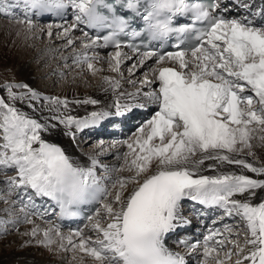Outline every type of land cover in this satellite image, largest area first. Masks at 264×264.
<instances>
[{
    "label": "snow or ice",
    "instance_id": "snow-or-ice-1",
    "mask_svg": "<svg viewBox=\"0 0 264 264\" xmlns=\"http://www.w3.org/2000/svg\"><path fill=\"white\" fill-rule=\"evenodd\" d=\"M16 3L23 5V18L17 17L16 22L27 24L29 30L34 27L32 13L51 14L61 20L71 14L72 23L55 27L60 29L57 35L67 38L66 46L74 43L73 31H79L84 38L81 47L85 51L77 53L73 62L85 63L95 73L99 70L95 62L100 59L96 49H109L104 55L109 56V70L118 77L105 78L118 97L112 105L76 118L61 111L67 110L69 102L57 98L58 114L44 123L16 107V101L30 102L38 94L27 85H6L10 102L0 97V174L14 169L15 176L4 182L7 192L0 194V199L19 204L22 222L28 224L33 223V217L44 219L48 214L36 211L33 195L47 197L53 211L59 209L61 218L77 217L81 205L97 204L104 211L103 217L98 210L88 217L89 222L94 221L96 239L85 237L79 230L64 235L61 226L51 220H45V229L33 225L30 232L23 234L36 237L42 231L44 246L56 244L63 251L79 250L98 264H187L184 255L170 250L164 243L167 234L190 223L179 213L181 201L187 199L222 209L229 217H238L246 229L244 243H240L239 229L234 238H228L236 250V264L245 261L264 264V199L253 203L257 190H264V179L243 172L219 171L224 164H230L264 177V166H255L245 158V153L256 156L254 147H264V23L213 12L218 0H16ZM117 5L141 17L143 31L153 41L168 33H176L179 41L185 33L195 30L198 43L182 49V41L177 42L175 51H157L150 44L138 45L136 40L141 31L117 14ZM260 15H264V10ZM177 16L188 17V22L173 26ZM200 22L206 23L195 28ZM84 25L95 31L89 33ZM100 32L106 34L98 35ZM47 35L51 36L52 32ZM121 36L131 42H122ZM123 48L139 53L129 65L130 75L144 61L155 58V66H149L147 71L158 80L157 89L151 88L154 81L146 71L142 74L144 79L129 81L136 91H119L123 80L121 66L131 58L121 51ZM166 61L173 66H161ZM13 88L27 89V92L17 94ZM142 101L153 102L157 110L136 129L130 140L122 142L128 151L122 153L124 164L120 168L109 169L96 158H91L89 166H81L60 146L42 138L43 132L57 127L51 123L53 120L66 129L75 126L79 132L142 109L145 107ZM83 102L100 103L96 99ZM255 104L259 105L258 109ZM122 122L112 120L113 124ZM257 133L260 134L257 136ZM257 139L259 143L254 145ZM208 161L213 163L207 164ZM101 168L104 175L98 176L97 170ZM121 170L133 175L115 179L109 175ZM208 170L213 174L204 175ZM129 184L133 187L125 194ZM16 189L22 190L19 197L14 201L6 199ZM29 189L32 195H28ZM17 222L0 218V226ZM6 234V228L0 230V237ZM74 236L79 239L74 241ZM211 238H205L202 245L185 247L188 251L201 248L202 264H209L210 256L215 264H227L233 252H225L221 259L219 252L225 241L217 240L220 246L217 249L207 242Z\"/></svg>",
    "mask_w": 264,
    "mask_h": 264
},
{
    "label": "bare ground",
    "instance_id": "bare-ground-1",
    "mask_svg": "<svg viewBox=\"0 0 264 264\" xmlns=\"http://www.w3.org/2000/svg\"><path fill=\"white\" fill-rule=\"evenodd\" d=\"M244 4H247L249 6L246 9H250L252 7L256 10L257 7H261V5L264 7V0H241V4L238 8H245L243 6ZM6 13H11V15H8ZM22 13L23 5L17 4L16 0H0V68L6 67L5 69H0V71L3 70L5 71V73H13L18 78H20V81H22V85H27L28 88L32 89L38 94L37 98L31 100L30 102L27 100L23 102L16 101L17 108L23 110L31 118L44 123L53 115L58 114L56 112V108L58 107V105H56L55 103L57 98H59L61 101L67 100L69 102L67 110L61 109V111H65L66 115L70 114L76 118H84L90 115L93 110H99L101 108H104L106 105L110 106L114 101L118 99L112 87L109 84L105 83L106 77L109 80L118 79L117 74L109 70V56L104 55V53L109 52L110 50L96 49V51L100 53L99 60L101 62L99 64L95 62V66H97L96 68L99 70L93 73L92 70H89L87 68V65L85 63L76 64L73 62V58L77 53H82L85 51L81 47V40L84 38L80 35L79 31H73L71 33V36L76 46H79L80 50L68 55L59 53V50L64 47L66 43L61 41L57 43V41H59L60 38H63V40L67 38L63 35H57L60 29L55 27V25H67L68 23H72L73 19L69 21L66 18H64L63 20H54V22L51 24L53 25L51 28H49V26L47 28L42 26L38 27L37 31L34 32V27L36 26L38 20L42 18V16H37L35 13L31 14L30 19L34 21V27L29 30L27 24L16 22L17 17L23 18ZM37 24H40V22H38ZM49 31L52 32L51 36L47 35ZM42 37H47L50 42L44 45L43 43H39L38 40H40ZM91 51L92 50H89V55H91ZM121 51L126 52L127 56L131 58L126 59V61L121 66V71L125 75H123V82L121 83L119 91L134 92L136 91V88L133 90L131 88H127V85L130 84V80H136V78H134L133 75H130L129 73L126 74L124 70L126 69L127 64H132L133 60L138 58L139 53L135 51H129L124 48L121 49ZM59 61L62 64H68V66L71 67L72 70H70L71 72L67 77L66 75H61L59 72H57V70H55L54 66ZM149 66H155L154 59H148L144 61L143 65L138 66L135 71H139L140 69H144L147 71L149 69ZM161 66L173 65L172 62L166 61ZM147 73L148 78L154 81L151 85V88L156 89V84L159 86L158 80H156L155 76H153L150 71H147ZM90 76H92L93 78L90 79ZM54 77L60 78L59 81H57L58 89L55 88V84L53 82ZM38 78H44V82L42 84L43 88L37 87L36 84L38 83ZM22 91L27 92V89L13 90V92H16L17 94L21 93ZM2 93L3 96L0 97L4 98L6 102H10L9 93L6 90ZM49 95H54L56 96V98H50ZM91 99H96L100 101V103L98 105H92L91 103L83 102L85 100ZM119 99H121V102H123L122 97H119ZM142 102H145V106L148 103L150 107L154 105V103L151 101ZM29 103H31V107L28 106ZM145 113L146 112H144V114ZM127 115L124 118H126ZM51 123H56L57 127L50 129L48 132H43L41 134L42 138L48 142L55 143L60 146L67 155H69L75 162L79 163L81 166H89L91 158H96L100 161V163L102 161L101 164L107 166L109 169L120 168L124 164L122 158L117 159V157L115 156L109 157L108 159L102 158L104 157V153L106 151H109V149L114 150L116 153H120L122 150L123 153L128 151L126 146L122 147L121 144H119V141L112 143L110 141L109 145H105L107 142L103 141L102 143H100L101 145H96L87 152H83L79 147L77 136L83 135L86 130L87 132L93 131V129L95 128H86L83 131L77 132L75 130V126L66 129L63 124H59L57 121L53 120L51 121ZM259 134L260 133H257V136ZM258 143V139L253 141L254 145ZM253 151L256 153L255 157L247 156V154L245 153V158L255 166H260L258 162L261 163V161H264V147H254ZM131 158V156L128 157L129 162L131 161ZM206 163L211 164L213 162L208 161ZM229 170L235 171L237 173L243 172V174L254 177L256 179H264V177L255 176V174L243 170L237 165L224 164L222 168L219 169V171ZM121 174H124L125 176L120 177ZM203 174L212 175L213 172L212 170H208ZM97 175H104L102 168L97 170ZM109 175L112 177V179H115L117 176H119L120 178H127L132 176L133 173L127 170H121L119 172L112 171ZM7 180L9 179L6 178L5 180H2L0 177V194H4L7 192V185L4 183ZM107 182L108 181H106V183ZM132 187L133 185L129 184L125 189V194L131 191ZM17 192L18 189L13 192V195L11 197H6V199H8L9 201L16 200L19 197L17 196ZM262 199H264V190H257V195L255 198H253V203H257ZM36 201H46V197H37ZM192 202L193 203H188L187 199L181 201L182 204L179 209L180 215H182L186 219H188L187 217H191L192 220H198L196 219V216H198L203 221H205L206 219L204 215L196 214L195 216V213L187 211V208L184 209V207H187V204L190 207H196L197 205H199L198 202ZM202 206L208 212L213 209L222 210L216 207H207L205 205ZM19 208L20 206L18 208H13L12 203H5L3 199H0V218H2L4 221H19L15 224H18L17 228L20 229L19 232H22L21 237L15 239L13 238L10 240L6 239V241L2 239V241H0V264H98V262H96L90 255L80 252L79 250H76L74 252L73 250H71V248H69V250L63 251L60 250L56 244H52L51 246H44L41 243L44 240L42 231L36 237L24 235L23 233L31 231L33 225H37L41 230H43L47 227V225L45 224V220H51L53 223H56V218H53L52 215L48 213L44 217V219L33 217L32 224L24 223L22 222L23 214L20 212ZM102 209L100 210V212L102 211ZM182 209L183 211H181ZM9 212H11V215H9ZM203 212L204 210L202 211V213ZM224 220L230 221V217L227 215ZM199 222L201 223L202 221ZM92 223H94V221L86 223L84 226H80L78 230L84 233L85 237H88L92 233H94L93 235H96L97 237V233L95 231H91L90 229V227H92ZM218 223L219 222L209 224V226L213 227V230L204 229L194 223H191L187 230L181 232L180 236L178 237L190 240L193 236H197L198 234H200L204 243L205 238L211 236L212 240L209 242V244L219 249L220 246L216 243L219 235H217L216 233L220 232L218 229L219 227L215 225ZM15 224L6 223L0 226V230L6 228L8 231L10 227L14 226ZM22 224H24L25 226L23 227ZM14 228L15 227H13L12 229ZM62 232L64 235H68L70 232L75 233L74 230L70 229H62ZM73 239L75 241L78 240L79 237L74 236ZM164 243L168 248L179 251L189 262L195 255L201 257V248H198L196 251H188L186 248H182L180 246V240L174 239L171 233H169V236L167 235L165 237ZM245 251H247V249ZM212 255L214 256L215 253H213ZM219 256L221 259H223L220 253ZM209 264H215V261L211 258V256L209 257ZM244 264H248V262L245 261Z\"/></svg>",
    "mask_w": 264,
    "mask_h": 264
},
{
    "label": "rangeland",
    "instance_id": "rangeland-1",
    "mask_svg": "<svg viewBox=\"0 0 264 264\" xmlns=\"http://www.w3.org/2000/svg\"><path fill=\"white\" fill-rule=\"evenodd\" d=\"M39 22H40V24H37L38 22L36 23V26L34 27V32L37 31L38 27H42L43 26V27L47 28L49 25L52 24L49 21V19H42ZM65 40L66 39L63 40V38H60L59 41H57V43L60 42V41L66 43ZM38 42L41 43V44L43 43V45H44V44H48L50 41H49V39H47V37H42L40 40H38ZM74 49H75V51H74ZM79 50H80L79 46H76V44L73 43L72 46L71 45L70 46H66L65 45L64 47H62L59 50V53L68 55V54H73V53H75L76 51H79ZM152 59H155V58H152ZM100 62H101L100 60L96 61L97 64H99ZM56 65L54 66L55 70H57V72H59L63 76L66 75V77L70 74V72H71L70 70H72L71 67L68 66V64L64 65L60 61ZM129 65L130 64H127L126 65V69L124 70L126 74L129 73ZM5 68L6 67H2L0 69H5ZM63 68H65V69H63ZM143 73H146V70L140 69L139 71H135L134 72L133 77L136 78V80H142V79H144V76L142 75ZM123 75H125V74H123ZM147 75H148V73H147ZM150 77H151V75H150ZM57 78L58 77H54L53 78V82L55 84V88L58 89V85H57L58 82L57 81H59L60 78H58V79ZM91 78H93V77L90 76V79ZM43 82H44V78H41V79L38 78V83L36 84L37 87L38 88H43V85H42ZM21 84H22V81H20V78H18L13 73H9V72L5 73V71H3V70L0 71V96H3L2 92L6 90V85H21ZM127 88H131L133 90L135 89L132 84L127 85ZM155 88L156 89L158 88L157 84H156ZM19 89L20 88H13V90H19ZM49 96H50V98H56V96H54V95H49ZM258 106H259L258 104L254 105V107L257 108V109H258ZM156 110H157V106L154 107V109L151 107V110L148 109V112H147L146 116H141V115L137 114L136 116L134 115V117H131L130 119L135 120L136 124L134 125V123L131 122L129 125H124L123 129H125V132H124V136L123 137H114L113 136L114 134L100 132L99 127H98L97 133L96 132L95 133H91V132L87 133V131H86L85 133H83V135L77 136L78 137L79 147H80V149L83 152H87L92 147H95L96 145H98V146L101 145L100 143H102L103 141L107 142L105 145H109L110 141H111V143L119 141V144H121V146L123 147L125 145L122 142L125 141V140H130L132 138V136L134 135L136 129L138 127H140L145 122L146 119H149L151 117V115L154 114V112ZM108 125H110L112 127V130L114 129V126H113V124H111V122H108L105 125V129H106V127ZM0 136H2V133H0ZM0 142H2V141H0ZM122 153H123V150L120 153H116L114 150L109 149V151H106L104 153V157H102V158L103 159H108L109 157L115 156V157H117V159H119V158H122ZM101 163H102V161H101ZM258 164L260 166H264V161H261V163L258 162ZM14 176H15V170L14 169H7L6 170V174H1L0 175L2 180L3 179L5 180L6 178L11 179ZM122 176H125V175L121 174L120 177H122ZM3 177H6V178H3ZM19 206L20 205H15V206L13 205V208H18ZM45 207L46 206H44L42 208L45 209ZM200 210L197 211V212H200ZM181 211H183V209ZM187 211H190V209H187ZM103 214H104V211L102 209V211L100 212L101 217L104 216ZM226 216L227 215L224 213V211H222L221 213L213 212V215L209 216L210 217L209 222H211V223L219 222L218 224H215V225H217L218 227L221 226L219 228L220 235L218 237V240L223 239L225 242H224V245H223V249H221L220 252H219L220 255L224 258L225 252L232 251L233 255L231 256V259L228 260L227 264H236V260L238 259V257L235 255V251L236 250L232 247V245L230 243H228V238H234L235 234H236V230L239 229L240 230V237H241L240 238V243H241V245H243V243H244L243 237H244V232L246 231V229H245L244 223L242 221H240L238 217H230V221H226V220H224V218ZM223 220H224V222H223ZM17 225L15 224L14 226L10 227V229L7 231L8 234L3 235L2 237H0V241H2V239L6 241V239L10 240V239H13V238L15 239V238L21 237L22 236V232H19L20 229L17 228L18 227ZM22 226L24 227L25 225L22 224ZM13 227H15V229H18V231H14L12 229ZM92 228L93 227H90L91 231L94 232V230ZM228 229H232V231L230 232ZM93 234L94 233H92L89 236H91L93 239H95L96 235H93ZM83 235H84V233H83ZM85 235H88V234H85Z\"/></svg>",
    "mask_w": 264,
    "mask_h": 264
},
{
    "label": "clouds",
    "instance_id": "clouds-1",
    "mask_svg": "<svg viewBox=\"0 0 264 264\" xmlns=\"http://www.w3.org/2000/svg\"><path fill=\"white\" fill-rule=\"evenodd\" d=\"M161 19H163V17H161ZM174 26V25H173ZM148 34V33H147ZM172 33H168L166 36H161L159 37L156 41L158 42H164L167 38H169L171 36ZM149 38L151 39V36L149 35Z\"/></svg>",
    "mask_w": 264,
    "mask_h": 264
}]
</instances>
